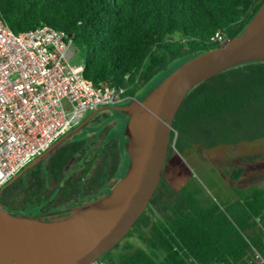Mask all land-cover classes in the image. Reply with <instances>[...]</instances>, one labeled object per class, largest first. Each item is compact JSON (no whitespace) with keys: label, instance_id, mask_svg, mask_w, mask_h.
Returning <instances> with one entry per match:
<instances>
[{"label":"trees","instance_id":"16d2710c","mask_svg":"<svg viewBox=\"0 0 264 264\" xmlns=\"http://www.w3.org/2000/svg\"><path fill=\"white\" fill-rule=\"evenodd\" d=\"M263 2L0 0V16L13 32L41 24L63 30L80 51L86 79L95 86H119L132 98L139 85L174 58L181 57V64L220 46L212 38L216 32L225 40L238 35ZM256 139H264V60L229 66L194 84L174 115L161 178L149 203L124 237L98 259L106 264H246L252 248L264 254V187H234L235 197L218 204L198 196L196 189H174L163 175L165 164L184 147ZM86 140L62 141L15 178L11 186L19 197L13 204H47V181L60 176L71 155L86 148ZM111 156L114 167L119 155ZM239 175L238 170L232 177Z\"/></svg>","mask_w":264,"mask_h":264},{"label":"water","instance_id":"95a60500","mask_svg":"<svg viewBox=\"0 0 264 264\" xmlns=\"http://www.w3.org/2000/svg\"><path fill=\"white\" fill-rule=\"evenodd\" d=\"M252 60H264V2L238 35L187 59L141 99L132 97L122 105L93 109L83 121L32 158L6 183L42 160L62 141L86 135L90 138L103 123L112 127L99 148L114 134L121 136L118 163L110 179L103 178L101 186L85 197L79 195L80 180L77 195L52 206L58 210L56 207L61 204L67 207L72 201L82 200L67 213L39 215L47 214L45 209L49 207L44 209L37 202L9 211L0 204V264H90L116 245L144 211L159 183L173 118L187 91L220 70ZM103 109L106 112L97 114L101 124L88 123L95 112ZM107 182L113 184L111 189Z\"/></svg>","mask_w":264,"mask_h":264},{"label":"built area","instance_id":"2783aa9c","mask_svg":"<svg viewBox=\"0 0 264 264\" xmlns=\"http://www.w3.org/2000/svg\"><path fill=\"white\" fill-rule=\"evenodd\" d=\"M212 38L226 41L218 32ZM70 47L61 29L13 32L0 16V188L87 112L131 98L119 86L93 85ZM246 264H264V254L252 248Z\"/></svg>","mask_w":264,"mask_h":264},{"label":"rangeland","instance_id":"374dc122","mask_svg":"<svg viewBox=\"0 0 264 264\" xmlns=\"http://www.w3.org/2000/svg\"><path fill=\"white\" fill-rule=\"evenodd\" d=\"M70 50L72 52L70 60L80 62V51L73 45ZM181 61V57L169 61L165 68L155 72L148 80L139 85L132 97L141 99ZM110 125L111 128L112 124ZM88 138L89 136L86 135L79 139ZM176 153L177 158L165 164L163 170L166 182L176 190L196 189L199 191L198 196L208 197L221 204L235 197L234 187L244 191H248L252 187H264V139L240 141L234 144L220 143L211 147L193 144L191 147H184L182 150L176 151ZM238 170L240 175L235 179L232 175ZM56 201L57 197L55 196L53 203ZM34 203L20 207L13 204L14 206L10 208L23 209Z\"/></svg>","mask_w":264,"mask_h":264},{"label":"flooded vegetation","instance_id":"af4514ba","mask_svg":"<svg viewBox=\"0 0 264 264\" xmlns=\"http://www.w3.org/2000/svg\"><path fill=\"white\" fill-rule=\"evenodd\" d=\"M91 112H92V110H91ZM104 112H106V110H104V109L95 112L89 118L88 123L93 122V123H100L101 124L102 122H101L100 118L97 117V114L98 113H104ZM110 126H111L110 124L103 123L101 131L99 133H97V132L92 133L91 134L92 137H90V138H88L86 140L87 141L86 148L83 149L82 152H76V153L71 155L69 161L67 162V164H66L65 168L63 169L62 173L60 174V176L58 178H56V179L50 178L47 181L46 188H50L51 187L50 190H54V192H52L50 197L48 195H45L47 204H45L43 207H45V208L49 207L48 210L44 208L47 214H39V215H44V216L48 217V216L54 215L55 213L64 214L63 211H67L70 208L68 206L67 207H63L64 205L61 204L60 206L56 207V208H58V210H54L53 209L54 206L52 204L60 203V202L63 203L64 198H63V196L60 195L61 192L63 191V188L66 185L73 186V182H75V178L77 177V175L79 176L80 174H82L83 170H86V168H88L87 167L88 159L83 154L84 151L89 149V148H92L94 146L93 145L94 141L99 138L96 135L101 136L102 134H104L105 132H107L109 130ZM94 135L96 136L95 138H93ZM114 136L121 137L120 135H115V134H114ZM126 139H127V137H126ZM78 151H81V150H78ZM98 168L99 167H94L93 171H96ZM87 172H88V170H87ZM12 182L13 181L4 184V186L0 190V204L7 211H9L10 207H13V203L19 197L16 194L15 188L11 186ZM112 186H113V184L111 185L110 182H107V187L108 188L111 189ZM74 187H76V185ZM74 189H76V188H74ZM55 196L57 197V201L55 203H53V198ZM48 200H49V202H48ZM59 207H62V209H59Z\"/></svg>","mask_w":264,"mask_h":264},{"label":"crops","instance_id":"0c3cea01","mask_svg":"<svg viewBox=\"0 0 264 264\" xmlns=\"http://www.w3.org/2000/svg\"><path fill=\"white\" fill-rule=\"evenodd\" d=\"M106 133L107 132H105L101 136L97 135V137H99V138L94 141V143H93L94 146L90 150L87 149L84 151L83 154L84 155L86 154L85 157L88 159V161H87L88 168L86 169V171L83 170L82 174H80L79 176L77 175V177L75 178V180L77 179V181L75 182L76 187L66 185L63 188V191L61 192L60 195L63 196L64 200L71 198V197L78 194L80 180H81V184H80L79 195H80V197H85V196L89 195L90 193H93L94 191H96L101 186V184L103 182V178H105V181H108L110 179V177L112 176V174L114 173L117 165L112 167V164H111L112 156L111 155L113 153H115V155L116 154L119 155L118 136H113L112 138H110L104 144V147H103L104 152L102 150V153H101V152H99L98 148H99L100 144L102 143ZM112 142L116 143L114 147L111 146ZM97 149H98V151H97ZM95 152H96V154H95ZM102 154L104 156H102ZM105 154H106V164H105ZM93 155H94V157H93ZM102 157L104 159L103 163H102V161H103ZM104 166H105V168H104ZM94 167H99L101 169V171L96 172V171H98L99 168L96 171H93ZM87 170H88V172H87ZM74 188H76V189H74ZM52 192H54V190H48V188H46V186H45L43 194L50 196L52 194ZM52 205H54V204H52Z\"/></svg>","mask_w":264,"mask_h":264}]
</instances>
